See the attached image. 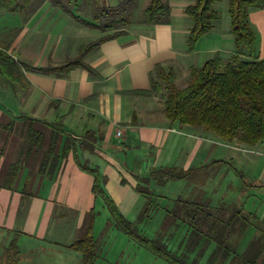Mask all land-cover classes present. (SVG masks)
<instances>
[{"label":"crops","instance_id":"1","mask_svg":"<svg viewBox=\"0 0 264 264\" xmlns=\"http://www.w3.org/2000/svg\"><path fill=\"white\" fill-rule=\"evenodd\" d=\"M121 1L47 0L28 16L37 25L35 33H16L9 44L20 75L13 85L6 74L0 73V245H6L16 232L24 264H49L44 254L56 250L57 254L70 250L79 258V253L66 245L76 238L84 215L97 210L99 195L92 192L93 176L79 166L77 159L106 178V192L124 215L141 196L133 189L134 176H145L161 166L186 169L224 159L242 166L252 177L247 176L249 179L264 185V139L254 145L228 142L201 126L170 123L164 115L163 88L159 93L134 92L151 87L150 74L157 64L174 74L175 86L180 79L186 85L193 69L215 54L221 56L225 41L226 51L231 53L235 47L231 44V28L219 23L222 19L215 7L218 18L192 50L187 47L192 20L184 9L195 0L180 4L166 0L170 7L167 23L128 19L122 25V35L101 42L84 55L83 61L92 71L75 68L54 75L21 65H58L75 57L81 45L103 35L99 29L75 20L59 8L60 4L86 11L92 6L110 9ZM137 1L133 0L131 6ZM147 4L145 0L141 13ZM53 24L60 27L53 29ZM39 27L44 33H36ZM29 127L41 135L37 146L30 142L33 137L27 134ZM87 130L96 137L93 152L70 149L59 157L50 175L47 168L40 170L51 145L52 154L60 155L67 137L78 142ZM230 143L241 148L230 150ZM253 166L255 172L249 170ZM244 210L264 218V189L250 192Z\"/></svg>","mask_w":264,"mask_h":264},{"label":"trees","instance_id":"2","mask_svg":"<svg viewBox=\"0 0 264 264\" xmlns=\"http://www.w3.org/2000/svg\"><path fill=\"white\" fill-rule=\"evenodd\" d=\"M47 0H0V9H22L26 16L34 13L41 4ZM133 0H123L117 6L103 10L104 17L108 20L95 25L74 13L63 4L59 5L63 11L69 13L75 20L101 32L115 29L118 25L128 22L127 17H120L121 12L128 10ZM217 0H195L187 5L185 13L191 18L192 26L187 36V47L194 48L198 38L208 33L212 28V21L218 18L214 8ZM264 7V0H227V12L236 52L225 63L218 54L193 69L191 79L182 88L174 84V74L165 72L157 64L150 74L151 87L148 90H134L136 93L151 94L162 90L160 81L164 82V115L170 123L201 126L214 132L221 139L246 145H254L264 139V57L255 54V32L249 22L251 8ZM142 22L148 24L167 23L170 17V7L166 0H149L142 13ZM123 31L102 35L99 39L83 44L75 57L66 59L58 65L33 67L21 64L36 72L44 74L63 75L75 68H84L92 71L84 61V55L97 47L101 42L122 35ZM248 59H242L241 56ZM19 63L9 51L7 45L0 46V73L6 74L9 81H14L19 73ZM59 124V119H57ZM27 134L31 144L39 145L41 135L32 128ZM96 137L90 130L85 131L80 141L65 139L62 153L53 155V145L45 154V159L40 165V170L47 168L50 175L56 161L68 150L79 147L87 151H94ZM226 163L238 180V185L229 183L235 196L226 192L214 199L212 191H217V186L211 192L206 190L214 173L208 169L216 163ZM49 163V164H48ZM79 166L93 176L92 192L98 194L105 207L108 209L115 228L129 238L136 241L156 256L170 264H198L199 258L212 242L214 243L211 255L219 254L220 259L232 256V264H264V218L259 219L253 213L244 210V199L250 195L252 188L264 189L263 184L255 183L237 167L224 159H212L200 166L182 167L161 166L152 169L147 175H135L136 184L133 189L142 197L137 221L128 220L118 209L111 196L103 190L106 178L98 170L90 167L86 162ZM13 169L16 166L12 167ZM11 168V169H12ZM226 173L220 176V181ZM163 186L170 181H184L189 192L177 195L171 205L165 209L160 229L153 237H147L137 227L136 223L146 221L154 208L151 198L150 183ZM122 183L126 180L121 179ZM227 186V187H228ZM97 212L88 211L78 229L76 238L66 245L67 248L81 255V264H94L98 256L97 240L93 237V225ZM179 224L187 226L186 239L180 254L167 248V241L172 237L173 231ZM254 224L255 232L242 253L236 252V246L244 231ZM262 230V231H260ZM260 232V233H259ZM15 235L3 247L0 264H24L19 257V249ZM192 255V256H191ZM211 259V256H208Z\"/></svg>","mask_w":264,"mask_h":264},{"label":"rangeland","instance_id":"3","mask_svg":"<svg viewBox=\"0 0 264 264\" xmlns=\"http://www.w3.org/2000/svg\"><path fill=\"white\" fill-rule=\"evenodd\" d=\"M51 1V0H49ZM62 1V0H61ZM149 0H147L148 2ZM178 4L184 2H191V0H177ZM145 4V0H138L134 6H131V15H126V12L123 11L120 14L122 18H129V21L132 22H140L142 21V13L141 10ZM64 5V4H63ZM65 6V5H64ZM146 6V5H145ZM67 8H70L76 13H80V16H83L85 20L91 21L95 25H99L100 22H105L108 19L104 17L103 10L107 11V6H99V7H86V11L83 8L74 9L75 7L71 5H66ZM214 7L220 13V17L222 21H219L220 24L225 26H229V15L227 12V0H217L214 4ZM79 16V17H80ZM97 17V18H96ZM249 22L252 29L255 32V54L259 58H263L261 55L264 54V7L261 8H251L249 10ZM62 21L60 25H62ZM55 24V23H54ZM53 24V29H57L60 25ZM81 25V24H80ZM37 25L31 21L30 18L26 16V13L18 8L15 10L10 9H0V46L7 45L11 41L14 40V36L16 33H35V28ZM125 26V25H124ZM42 27V26H41ZM39 27L36 33H44L43 28ZM81 28L83 26H80ZM122 25H118L117 28L107 30L105 32H101L103 35L115 33L117 31H122ZM28 28V29H27ZM124 28V27H123ZM47 33V32H46ZM105 33V34H104ZM222 42V41H221ZM226 44H222L221 48L223 49L221 56L223 62L229 60V58L237 51L236 47L231 49V53L226 51L228 48V42L225 41ZM231 44L235 46L233 43V37L231 36ZM226 46V47H225ZM228 52V53H227ZM242 59H248L247 56L242 55ZM182 80V81H181ZM14 85L15 81H11ZM162 88H164V82L160 81ZM177 87H182L185 85L183 79H180L177 83ZM162 100V99H161ZM230 150H239L235 147L241 148L238 144L230 143ZM237 153V152H236ZM249 157H252L250 154H247ZM230 156V155H229ZM235 160L236 157H234ZM236 167L242 170V166L234 163ZM213 167L209 168V173H214V178L210 180L206 185V190L211 192V190L217 186V191H212V196L214 199H217L219 196L224 195L223 193H227L230 196H235V192L232 188L228 186L229 183H233L234 186L238 185L235 175H233V171L228 167V165L224 163H216L212 165ZM249 170L251 172H255V166L250 167ZM243 171V170H242ZM244 172V171H243ZM226 173V177L222 178L223 180H219L220 176ZM245 173V172H244ZM246 174V173H245ZM247 175V174H246ZM248 176V175H247ZM249 177V176H248ZM252 178V177H249ZM236 181V183H235ZM136 184V183H135ZM228 186V187H227ZM151 189V198L154 204V208L150 213L149 218L146 221L136 223L139 230L144 233L147 237H153L155 233L160 229L162 224V219L165 214V209L168 208L172 200L179 194H187L189 192L188 187L182 181H170L165 186H158L154 184V182L149 185ZM103 190L106 192V188L102 185ZM258 190L257 188H252L249 190ZM248 195L247 197H249ZM138 203H134L133 206L129 209L124 216L132 221H137V216L141 206L144 203V197L139 196ZM246 197V198H247ZM245 198V199H246ZM98 207L97 214L95 216V223L93 226V237L97 240L98 244V256L94 261V264H170L163 258L154 255L144 247L140 246L136 241L129 238L123 232L118 230L112 224V218L108 209L105 207L102 198L98 197ZM244 199V202H245ZM67 217H70L68 215ZM187 226L184 224H179L176 230L173 231L172 237L167 241V248L170 251H173L177 254H180L183 250V244L186 237ZM262 231V230H260ZM255 232L254 224L248 226V228L244 231L242 237L240 238L237 246L236 252L242 253L244 249H246L249 241L253 237ZM260 233V232H259ZM5 243L0 245V256L3 251V247ZM214 243H210L208 247L205 249L204 253L198 260V264H232V256H228L224 259H220L219 254L211 255V250L213 249ZM58 251V250H56ZM55 253H46L44 254L45 258H49V264H81V256L78 255L79 258L75 256V254L70 250H65L62 254ZM192 256V255H191ZM211 256V259L208 258ZM29 258L30 255H27ZM37 258V257H36ZM37 264V263H30Z\"/></svg>","mask_w":264,"mask_h":264},{"label":"built area","instance_id":"4","mask_svg":"<svg viewBox=\"0 0 264 264\" xmlns=\"http://www.w3.org/2000/svg\"><path fill=\"white\" fill-rule=\"evenodd\" d=\"M121 134V132L120 131H117V135H120Z\"/></svg>","mask_w":264,"mask_h":264}]
</instances>
